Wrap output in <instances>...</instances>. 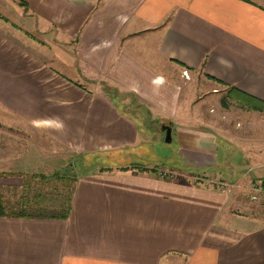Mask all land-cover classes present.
<instances>
[{"label": "crops", "instance_id": "1", "mask_svg": "<svg viewBox=\"0 0 264 264\" xmlns=\"http://www.w3.org/2000/svg\"><path fill=\"white\" fill-rule=\"evenodd\" d=\"M229 88L264 103V0H0V185L76 174L68 219L0 215V264H264V108ZM153 124L176 166L138 160Z\"/></svg>", "mask_w": 264, "mask_h": 264}, {"label": "trees", "instance_id": "2", "mask_svg": "<svg viewBox=\"0 0 264 264\" xmlns=\"http://www.w3.org/2000/svg\"><path fill=\"white\" fill-rule=\"evenodd\" d=\"M225 95L228 99L234 100L241 107L252 110H262L264 108V103L258 102L254 104V99H252L251 96L233 88H229ZM54 176L55 177L50 178L44 175H41L40 178L35 177L39 178L42 184L49 183L53 179L61 182L60 185L54 184L51 188L43 187L42 185L39 187H32L29 183H26L25 189L28 191H26V195H23V197L18 200L20 205H8L11 202L0 192V215L68 219L71 215L72 199L75 192V180L71 187L65 186L61 188V185L68 184V176ZM36 185H38V183ZM7 205L12 210H8Z\"/></svg>", "mask_w": 264, "mask_h": 264}, {"label": "rangeland", "instance_id": "3", "mask_svg": "<svg viewBox=\"0 0 264 264\" xmlns=\"http://www.w3.org/2000/svg\"><path fill=\"white\" fill-rule=\"evenodd\" d=\"M200 90L202 91L203 89L200 87ZM206 96H207V98L209 97V99H210L211 94L208 93V94H206ZM205 98L206 97H204V99ZM208 101L209 100H207L205 102V104ZM200 108L202 109V112H203L204 111V108L203 107H200ZM193 111L196 112V109L193 108ZM202 116L206 117V113L203 112L202 113ZM202 120H204V119H202ZM147 131L148 132H151V145H150V150H151V153H152V159H151V161H149L147 156H144V157L142 156V158L141 159H138V160H143L141 162L153 163L155 165V167L156 166H162V167L167 166V167H171L172 165H175L176 166V164H177L178 161H171V160L175 159L174 155L172 154L173 153V148L175 147L174 146L175 145L174 144L175 142L174 141L166 142L165 141V133H164V131L163 130H160L159 127H157L154 124L151 125L150 127H147ZM95 159H97V158H95ZM168 159H170V161H168ZM93 160L94 159H92L91 161H93ZM69 161H74L75 162V159H71ZM70 163L71 162H69L68 164L62 166L61 168H59L57 170V172L55 171L54 174L50 175L51 177H55L54 175H59L60 174V175H68L70 177L68 184L67 185H65V184L64 185H61V188L62 187H65V186L71 187V185L73 184V182L75 180V177H76L75 168L74 167L71 168L72 170L69 167H68V169H65V166H68ZM163 163H165V164H163ZM70 165H72V164H70ZM89 166H93V165H89ZM89 166H86V167L80 166V169H86V168H89ZM34 184L32 183V185H34ZM54 184L60 185L61 182L60 181H55V179H53L49 183L42 184V181H40L38 179V185L35 184L34 187H39V186L42 185L43 187L51 188ZM38 189H40V188H38ZM18 190H16L15 187H13V188L7 187L6 188V187L0 185V192H2L3 195H5L6 198H10V200H11V203L8 204L10 206L20 205V203L17 200L18 199L17 196H19V194H20V191L18 192ZM24 191H26V190H24ZM23 194L26 195V192H24ZM246 199H247V197H246ZM8 205H7V209L8 210H12V209L9 208ZM252 205H253L254 211H256L257 213L264 214V201H263V203H258V204L257 203H253Z\"/></svg>", "mask_w": 264, "mask_h": 264}, {"label": "built area", "instance_id": "4", "mask_svg": "<svg viewBox=\"0 0 264 264\" xmlns=\"http://www.w3.org/2000/svg\"><path fill=\"white\" fill-rule=\"evenodd\" d=\"M183 76L185 78H188V71L185 69L183 70ZM161 175H169L172 176L170 172L161 171ZM213 184V183H212ZM215 186L218 189L224 190L226 187V184L224 182H217ZM249 199L252 203H263L264 201V181L263 180H255L251 187H250V193H249Z\"/></svg>", "mask_w": 264, "mask_h": 264}, {"label": "water", "instance_id": "5", "mask_svg": "<svg viewBox=\"0 0 264 264\" xmlns=\"http://www.w3.org/2000/svg\"><path fill=\"white\" fill-rule=\"evenodd\" d=\"M162 130L165 133V141L170 142L171 141V127L168 125H162Z\"/></svg>", "mask_w": 264, "mask_h": 264}, {"label": "clouds", "instance_id": "6", "mask_svg": "<svg viewBox=\"0 0 264 264\" xmlns=\"http://www.w3.org/2000/svg\"><path fill=\"white\" fill-rule=\"evenodd\" d=\"M163 77H159V78H157V80H156V83H158V84H163Z\"/></svg>", "mask_w": 264, "mask_h": 264}]
</instances>
